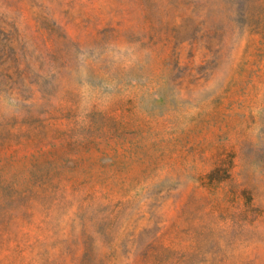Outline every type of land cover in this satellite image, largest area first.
I'll use <instances>...</instances> for the list:
<instances>
[{
    "label": "rangeland",
    "instance_id": "374dc122",
    "mask_svg": "<svg viewBox=\"0 0 264 264\" xmlns=\"http://www.w3.org/2000/svg\"><path fill=\"white\" fill-rule=\"evenodd\" d=\"M0 264H264V0H0Z\"/></svg>",
    "mask_w": 264,
    "mask_h": 264
}]
</instances>
